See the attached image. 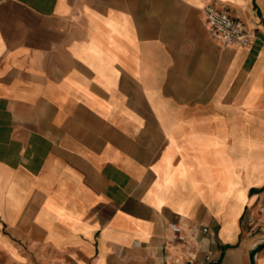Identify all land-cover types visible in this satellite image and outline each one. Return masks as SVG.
<instances>
[{
  "label": "crops",
  "instance_id": "0c3cea01",
  "mask_svg": "<svg viewBox=\"0 0 264 264\" xmlns=\"http://www.w3.org/2000/svg\"><path fill=\"white\" fill-rule=\"evenodd\" d=\"M0 264H264V0H0Z\"/></svg>",
  "mask_w": 264,
  "mask_h": 264
},
{
  "label": "built area",
  "instance_id": "2783aa9c",
  "mask_svg": "<svg viewBox=\"0 0 264 264\" xmlns=\"http://www.w3.org/2000/svg\"><path fill=\"white\" fill-rule=\"evenodd\" d=\"M205 23L210 36L225 47L244 48L255 41V33L240 18L234 16L225 6L208 4L203 8ZM170 238L176 245H186V257L192 258L195 249L188 244L187 237L179 223L168 224ZM207 232V229H204ZM211 253L206 258L209 260Z\"/></svg>",
  "mask_w": 264,
  "mask_h": 264
}]
</instances>
